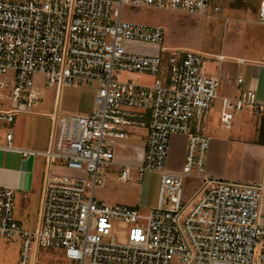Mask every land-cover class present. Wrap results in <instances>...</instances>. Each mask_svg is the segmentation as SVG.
I'll return each instance as SVG.
<instances>
[{
    "label": "built area",
    "instance_id": "2783aa9c",
    "mask_svg": "<svg viewBox=\"0 0 264 264\" xmlns=\"http://www.w3.org/2000/svg\"><path fill=\"white\" fill-rule=\"evenodd\" d=\"M123 6L204 18L221 13L217 0H0V127L35 113L42 85L56 91L47 115V150L24 152L43 156L48 166L36 222L23 229L15 190L0 186V239L21 237L19 264H36L41 249L61 250L74 264H264V165L255 183L206 171L210 139L202 124L219 99L218 77L205 72L213 56L165 45L163 26L122 20ZM258 20L264 25V0ZM131 43L158 53H136ZM258 64L264 66V53ZM124 71L159 78L138 85L121 81ZM93 84L98 87L91 114L59 115L63 86ZM6 100L9 107L1 105ZM220 100L224 125L235 111L264 119V102L253 88ZM135 129L146 132V142L142 163L131 166L116 161L115 150ZM175 134L188 139L179 171L166 165ZM6 139L10 144L11 132ZM57 162L80 174H57ZM134 167L139 175L161 174L155 208L143 212L96 199V188L109 174L128 182ZM189 179L200 183L185 199ZM123 227L119 241L116 233Z\"/></svg>",
    "mask_w": 264,
    "mask_h": 264
},
{
    "label": "crops",
    "instance_id": "0c3cea01",
    "mask_svg": "<svg viewBox=\"0 0 264 264\" xmlns=\"http://www.w3.org/2000/svg\"><path fill=\"white\" fill-rule=\"evenodd\" d=\"M253 14H257V19L249 22V24L241 22V19H235L236 21L230 17L224 19L223 36L226 34L227 39L228 32L232 27L235 33H233L231 42L221 40L220 45L216 43L214 46H219L218 51L216 53L213 51L210 54L213 57L206 60V63L209 64L206 67L205 63V72L218 77L217 93L219 99L215 100L210 108L205 121L208 124L205 122L204 125L202 124V131L210 139L206 165L207 173L217 178L248 183L260 181L263 175L264 119L255 116L250 110L235 111L230 125H224L221 121L223 105L220 99L237 98L246 88L250 87L256 90L258 99L264 102V66L258 64L264 53V35L255 38L251 30L245 29V26L249 27L253 24L264 29V25L258 20V3L256 4V12ZM240 77L244 81L242 85L238 83ZM38 108L39 106L35 110ZM37 118L40 120H36ZM27 119H33L32 122L39 121L40 124L42 123L41 120H45L47 126L50 122L47 115L44 114L42 116L34 113L16 116L12 125L18 126V129L22 130L25 136L28 134L27 141L14 134V127H2L5 129L2 130L6 132V135L9 132L12 133V139L10 144L7 139L5 142H0V186L14 189L15 199L17 201L18 198L20 203H22L21 198H23V202L29 203L37 200L40 205V196L36 194L41 195L43 180L41 183L39 170L36 169L37 157L33 155L24 156V152L46 151L50 135L49 139L47 137L45 140H41L37 137L35 127L31 128L33 130L28 129V131L25 124ZM187 141L185 135L175 134L170 137L169 169L179 171L183 168ZM145 142L146 132L144 131L140 145L127 143V140L118 144L115 150L116 161L131 166L141 164L144 157ZM196 181L199 180L196 179ZM186 193L190 194L191 192ZM37 197L39 198L37 199ZM157 198L158 192L153 204H157ZM16 217H18L17 213ZM260 223L264 226V192L261 199Z\"/></svg>",
    "mask_w": 264,
    "mask_h": 264
},
{
    "label": "rangeland",
    "instance_id": "374dc122",
    "mask_svg": "<svg viewBox=\"0 0 264 264\" xmlns=\"http://www.w3.org/2000/svg\"><path fill=\"white\" fill-rule=\"evenodd\" d=\"M221 5L222 13L217 18H204L196 16H187L176 13H169L158 10H151L133 6H123L121 10V19L131 22L149 23V24H161L165 29V41L164 44L168 46H176L179 48L194 49L206 54H212L213 51H218L221 40L225 42H231L233 33L235 30L233 27L228 32V38L226 34L223 36V24L224 19L232 18L241 19V22H249L257 19L256 4L260 0H217ZM236 7V8H235ZM235 9V10H234ZM238 11V12H236ZM222 19V20H221ZM245 29L251 30L255 38H260L264 35V29L256 24L249 27L245 26ZM243 31V29H242ZM218 43L216 46H214ZM129 47L139 54L154 55L157 54V50L146 47L139 43H131ZM213 47V48H212ZM208 62L206 67H208ZM205 67V68H206ZM209 69V68H208ZM159 78L156 75L140 74L137 72L124 71L119 76L121 81H131L133 84L138 85H153L155 80ZM97 84L92 86H63L59 96V115L67 114H91L94 109V100L97 92ZM42 91V101L39 104V108L34 114L48 115L53 111V104L55 100V87L46 88L43 85L40 87ZM9 101L1 102V105L5 107L10 106ZM28 118V117H27ZM40 120V119H36ZM33 119L25 120V124L28 129L34 128L37 130V134L41 140H45L52 130V124L47 126L45 120L40 122H32ZM206 119H204V122ZM208 124L207 122H205ZM35 124V125H34ZM204 125V123H203ZM14 127V134L22 140H28V134L22 133L18 129V126ZM2 127H0V142H5V135ZM5 130V129H4ZM33 130V129H31ZM29 131V130H28ZM36 134V135H37ZM58 130H56V137ZM144 137V130L135 129L129 134L127 143L133 145H140ZM126 142V141H125ZM36 151V150H35ZM132 153V152H131ZM128 154V153H127ZM36 159V169L39 170V178L42 183L45 172L48 171V166L45 163V159L41 155H33ZM169 157V156H168ZM167 167L168 158H167ZM60 162H57L53 171L60 175H74L80 174L79 172L68 170ZM161 174L155 171H145L142 175H139L138 170L134 167L131 173V179L128 182H123L118 179V173L109 174L103 183L95 190V197L99 202L107 205L113 204H129L133 205L140 211L147 212L156 207L153 204L155 195L159 192ZM41 185V184H40ZM199 181L186 180L185 189L186 192L194 191L198 188ZM39 192V191H36ZM40 196L39 194H36ZM189 194H185V199ZM39 197H37L38 199ZM19 202L17 198V209L15 211L16 217L22 224L23 229H32L37 218L39 204L38 201ZM30 201V200H29ZM124 229L123 227L116 233L119 241L123 239ZM21 253V237H4L0 239V264H19ZM36 264H74L72 261L67 260L61 250L57 249H41L37 254Z\"/></svg>",
    "mask_w": 264,
    "mask_h": 264
}]
</instances>
